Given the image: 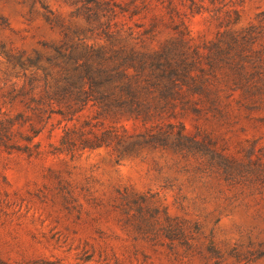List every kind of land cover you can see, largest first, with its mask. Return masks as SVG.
I'll list each match as a JSON object with an SVG mask.
<instances>
[{"label": "rangeland", "instance_id": "1", "mask_svg": "<svg viewBox=\"0 0 264 264\" xmlns=\"http://www.w3.org/2000/svg\"><path fill=\"white\" fill-rule=\"evenodd\" d=\"M223 1L241 10L235 29L264 10V0ZM44 2L71 20L65 0ZM43 12L25 0H0L8 23L0 41L45 52L42 43L61 35ZM188 24L200 44L216 38L206 15ZM173 37L162 28L127 43L153 50ZM26 84L0 55V119L23 110L13 96ZM199 108L178 109L163 123L167 145L140 155L106 147L54 154L63 133L58 115L34 139L39 152L0 149V264H264V102L242 99V90L229 100L225 89L218 107ZM181 122L193 138L183 148L176 145Z\"/></svg>", "mask_w": 264, "mask_h": 264}, {"label": "trees", "instance_id": "2", "mask_svg": "<svg viewBox=\"0 0 264 264\" xmlns=\"http://www.w3.org/2000/svg\"><path fill=\"white\" fill-rule=\"evenodd\" d=\"M25 1L31 8L40 5L61 40L44 42L45 52L32 53L0 41V55L29 86L13 96L23 110L0 119V149L39 152L34 139L58 115L63 133L54 154L74 157L106 147L121 157L140 155L167 145L163 123L177 118L178 109L200 112V103L218 107L222 90L229 100L242 90V99L264 102V10L235 29L241 10L223 0H65L73 7L69 21L44 0ZM198 15H206L218 30L203 44L188 24ZM3 25L8 23L0 14ZM162 28H170L174 37L157 49L127 43L153 38ZM192 141L181 122L176 145Z\"/></svg>", "mask_w": 264, "mask_h": 264}]
</instances>
